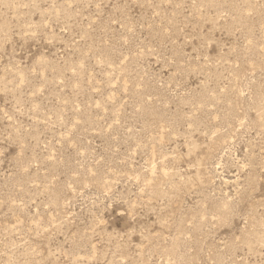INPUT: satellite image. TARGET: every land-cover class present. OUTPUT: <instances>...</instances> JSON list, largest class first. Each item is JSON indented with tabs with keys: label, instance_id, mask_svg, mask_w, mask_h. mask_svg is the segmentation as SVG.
Instances as JSON below:
<instances>
[{
	"label": "rangeland",
	"instance_id": "rangeland-1",
	"mask_svg": "<svg viewBox=\"0 0 264 264\" xmlns=\"http://www.w3.org/2000/svg\"><path fill=\"white\" fill-rule=\"evenodd\" d=\"M0 264H264V0H0Z\"/></svg>",
	"mask_w": 264,
	"mask_h": 264
}]
</instances>
